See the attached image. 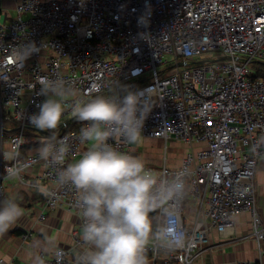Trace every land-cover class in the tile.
Wrapping results in <instances>:
<instances>
[{
  "label": "built area",
  "instance_id": "built-area-1",
  "mask_svg": "<svg viewBox=\"0 0 264 264\" xmlns=\"http://www.w3.org/2000/svg\"><path fill=\"white\" fill-rule=\"evenodd\" d=\"M11 1L9 11L0 0V199L5 178L17 176L22 184L42 163L41 173L30 181L44 194L45 206L74 210L83 223L80 192L58 179L60 169L90 147L79 139L89 122L73 119L72 101L96 95L117 99L137 91L144 110L151 109L144 137L164 141L163 163L157 168L145 163L146 168L159 179L179 176L186 186L183 199L174 204L177 215L170 229L183 231L185 246L167 252L150 240L148 259L194 264L209 247L212 230L225 233L242 211L252 215V234L263 255L255 173L264 154V71L255 66L264 64V0ZM142 14L149 15L146 28L137 23ZM26 41L40 50L25 60L16 50ZM61 78L76 95L66 99L62 125L52 137L70 146L64 162L56 165L40 159L39 151L24 156L22 149L49 138L42 134L30 140L27 132L39 131L28 117L45 99L37 94L39 82ZM173 140L185 146L178 164L166 162ZM109 143L132 154L133 144L120 137ZM74 237L83 244L79 233ZM71 252L57 247L51 258L42 253L34 264H78L69 259ZM0 264L7 262L0 258Z\"/></svg>",
  "mask_w": 264,
  "mask_h": 264
},
{
  "label": "clouds",
  "instance_id": "clouds-1",
  "mask_svg": "<svg viewBox=\"0 0 264 264\" xmlns=\"http://www.w3.org/2000/svg\"><path fill=\"white\" fill-rule=\"evenodd\" d=\"M137 23L146 28L149 15L142 14ZM39 50L35 42L26 41L16 53L26 60ZM39 83L37 94L45 99L28 121L35 129L50 131L39 149V158L59 165L70 146L64 138L52 142V137L62 125L66 99L76 94L62 78ZM150 110H144L143 98L132 90L117 99L96 95L87 101H72L75 118L89 122L80 129L79 139L90 147L60 169L58 179L60 183H70L82 197L80 239L86 247L78 264H149L145 246L150 240L167 252L185 246L183 231L170 230L177 215L174 204L185 194L183 179L176 175L159 179L146 168L142 158L109 143L114 137L128 144L139 143L144 138L142 129ZM153 209L159 210L161 222L154 224L149 215ZM22 215L15 196L0 199V233L7 232Z\"/></svg>",
  "mask_w": 264,
  "mask_h": 264
},
{
  "label": "crops",
  "instance_id": "crops-1",
  "mask_svg": "<svg viewBox=\"0 0 264 264\" xmlns=\"http://www.w3.org/2000/svg\"><path fill=\"white\" fill-rule=\"evenodd\" d=\"M4 6L11 11L14 2L3 0ZM6 126H11L6 123ZM27 132L30 140L44 137L33 136ZM143 139L154 140L158 143L159 152H163L164 141L159 138L144 137ZM142 139V140H143ZM172 143L179 144L181 148L178 164L185 154L183 143L173 140ZM5 146H7L5 144ZM41 147L38 143H29L22 149V155L34 153L35 148ZM2 149L0 133V156ZM132 155L136 152L132 149ZM43 164L39 163L29 170L26 181L18 183L17 176H9L4 179L5 198L15 196L20 205L23 215L15 225L7 232L0 233V258L5 259L7 264H34L38 262L40 255L51 258L57 247L72 249L69 254L71 261L79 260L81 251L86 247L84 244L75 242L74 234L81 236V216L74 210L66 207L54 209L45 206L44 194L31 184L34 175L40 174ZM255 199L259 212L264 221V154L258 160L255 173ZM44 213V218L40 215ZM252 215L249 211L239 213L231 227L225 233L212 230L210 234V245L194 264H237L243 260H253L258 264H264L263 255L259 253L258 243L252 234ZM149 264H153V261ZM156 264H162L157 262Z\"/></svg>",
  "mask_w": 264,
  "mask_h": 264
},
{
  "label": "rangeland",
  "instance_id": "rangeland-1",
  "mask_svg": "<svg viewBox=\"0 0 264 264\" xmlns=\"http://www.w3.org/2000/svg\"><path fill=\"white\" fill-rule=\"evenodd\" d=\"M4 17H2L3 20ZM206 55H211V53H208ZM254 67V66H253ZM255 68H259L260 70L264 71V64L257 62ZM32 133V131H30ZM40 132H34L33 136H40ZM159 142H156L154 140H149V139H143L137 144H133L132 149L136 152V155L142 158L145 163H148L154 167H159L164 160V154L163 152H159ZM86 144H83V147L86 146ZM40 147L37 146L33 152L39 151ZM180 151L181 148L179 147V144L177 143H172L168 145V158L166 160L167 163H176L179 161L180 158Z\"/></svg>",
  "mask_w": 264,
  "mask_h": 264
},
{
  "label": "trees",
  "instance_id": "trees-1",
  "mask_svg": "<svg viewBox=\"0 0 264 264\" xmlns=\"http://www.w3.org/2000/svg\"><path fill=\"white\" fill-rule=\"evenodd\" d=\"M73 119L76 120L77 122H79V124L84 122V121H79V120H77V119L75 118V116L73 117ZM79 124H78V125H79ZM156 212H157L156 209H153L152 212H150V214H149L150 217L152 218L154 224L156 223V218H155ZM145 254H146V256H148V253H145Z\"/></svg>",
  "mask_w": 264,
  "mask_h": 264
},
{
  "label": "water",
  "instance_id": "water-1",
  "mask_svg": "<svg viewBox=\"0 0 264 264\" xmlns=\"http://www.w3.org/2000/svg\"><path fill=\"white\" fill-rule=\"evenodd\" d=\"M40 133L45 134V135H50V132L47 130H38Z\"/></svg>",
  "mask_w": 264,
  "mask_h": 264
}]
</instances>
